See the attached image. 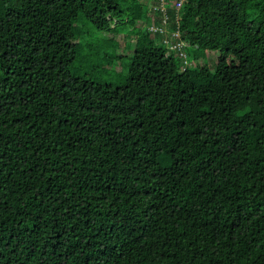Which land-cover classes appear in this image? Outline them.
<instances>
[{
	"label": "trees",
	"instance_id": "obj_1",
	"mask_svg": "<svg viewBox=\"0 0 264 264\" xmlns=\"http://www.w3.org/2000/svg\"><path fill=\"white\" fill-rule=\"evenodd\" d=\"M158 1L0 0V264H264V0H167L190 66ZM82 17L124 83L73 73Z\"/></svg>",
	"mask_w": 264,
	"mask_h": 264
},
{
	"label": "rangeland",
	"instance_id": "obj_2",
	"mask_svg": "<svg viewBox=\"0 0 264 264\" xmlns=\"http://www.w3.org/2000/svg\"><path fill=\"white\" fill-rule=\"evenodd\" d=\"M77 25L82 29V43L72 68L73 73L99 84H112L117 86L124 83L128 74L127 66L130 61L129 56L133 53L131 45L133 43L135 44L138 38L127 29L122 30L116 35L99 33L94 31L92 22L83 17L80 18ZM139 26L146 29V27L148 28L150 25L140 24ZM168 29H170L169 26ZM105 41L110 45L108 58H105L103 52V46L108 45ZM116 42L118 43V49L115 51ZM161 43L162 40L158 41V44ZM115 54L116 56L126 55V57L113 58ZM219 56L220 52L211 51L208 54V58L202 60V62H206L213 68ZM229 59L231 61L233 56H230Z\"/></svg>",
	"mask_w": 264,
	"mask_h": 264
},
{
	"label": "built area",
	"instance_id": "obj_3",
	"mask_svg": "<svg viewBox=\"0 0 264 264\" xmlns=\"http://www.w3.org/2000/svg\"><path fill=\"white\" fill-rule=\"evenodd\" d=\"M185 0H176L173 3L174 8L179 11ZM154 11L161 13L162 18L159 23L150 24L148 31L150 34L162 35V44L169 52H175L176 55L184 59V65L190 66L191 62L188 60V55L185 52V43L180 38V32L178 30L168 29L169 24V14H168V2L167 0H159L154 6ZM179 19V18H178ZM185 69V67H184Z\"/></svg>",
	"mask_w": 264,
	"mask_h": 264
}]
</instances>
